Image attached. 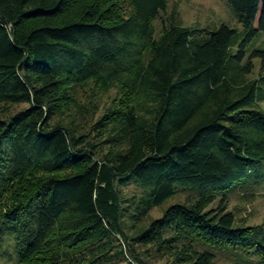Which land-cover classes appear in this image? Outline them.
Here are the masks:
<instances>
[{
  "label": "trees",
  "instance_id": "obj_1",
  "mask_svg": "<svg viewBox=\"0 0 264 264\" xmlns=\"http://www.w3.org/2000/svg\"><path fill=\"white\" fill-rule=\"evenodd\" d=\"M227 1L246 30L236 53L225 24L155 36L167 0H0V104H27L0 111V248L14 264H264V223L227 210L264 185V74L241 64L264 0ZM252 56L264 71V49ZM86 82L122 94L87 130L112 126L96 143L51 122ZM130 183L140 193L125 199Z\"/></svg>",
  "mask_w": 264,
  "mask_h": 264
},
{
  "label": "rangeland",
  "instance_id": "obj_2",
  "mask_svg": "<svg viewBox=\"0 0 264 264\" xmlns=\"http://www.w3.org/2000/svg\"><path fill=\"white\" fill-rule=\"evenodd\" d=\"M170 22L202 29L206 32L214 31L220 25L225 24L234 29L238 36V43L232 50L234 53L238 51L240 44L244 42L246 36L245 28L238 21L227 0H167L166 9L161 11L153 22L155 36H158L163 27L169 25ZM257 49H264V33H258L243 46L245 55L241 64L248 66L249 73L246 75L248 79H255L264 74V71L261 69L260 59L252 56V53ZM70 90L71 102L69 106L52 119V124L60 122L65 126H70L74 131L86 134L87 139H91L93 143L99 142L105 136H108L111 133L110 128L112 126L100 128L97 125L96 131L91 130L90 132L87 130H89L92 124L95 123L96 125V122L103 114L115 107L122 96L120 89L112 87L107 91H101L93 82H86L75 85ZM26 107L27 104L25 103L8 106L0 104V111H4L2 116H6L7 114L11 115L21 111ZM260 107L264 110V102L260 103ZM125 145V143L109 144L102 142L99 144V151L102 153L108 150L118 152L125 149ZM254 192L253 196L232 195L228 200L227 210L231 211L236 221L242 225L259 226L264 223V185L258 186ZM139 193L140 189L133 183L128 184L122 191L123 198L125 199H130L133 196L137 197ZM186 200V194L181 192L162 207L150 210L146 220L160 217L166 206L173 203H183ZM215 205L217 203L213 207ZM131 219L130 217H126L124 220L127 233L132 229ZM168 261H171V257L169 259L165 256L154 260L153 263L165 264ZM14 262L15 255L12 248L4 244V247L0 248V264H14ZM214 264H229V262L226 259L220 258Z\"/></svg>",
  "mask_w": 264,
  "mask_h": 264
}]
</instances>
